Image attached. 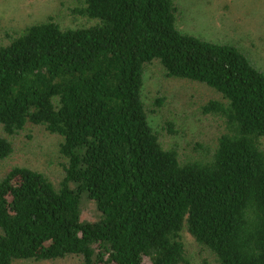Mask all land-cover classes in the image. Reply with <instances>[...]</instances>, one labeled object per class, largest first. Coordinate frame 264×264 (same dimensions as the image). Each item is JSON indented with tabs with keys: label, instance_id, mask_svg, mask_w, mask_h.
I'll list each match as a JSON object with an SVG mask.
<instances>
[{
	"label": "trees",
	"instance_id": "trees-1",
	"mask_svg": "<svg viewBox=\"0 0 264 264\" xmlns=\"http://www.w3.org/2000/svg\"><path fill=\"white\" fill-rule=\"evenodd\" d=\"M74 1L93 24L51 18L0 43V162L30 126L66 160L59 189L28 167L1 178L0 264H190L185 232L219 264H264V71L179 30L174 0ZM155 62L221 97L201 109L222 122L215 146L164 145L143 98ZM84 196L98 221L81 220Z\"/></svg>",
	"mask_w": 264,
	"mask_h": 264
},
{
	"label": "rangeland",
	"instance_id": "rangeland-1",
	"mask_svg": "<svg viewBox=\"0 0 264 264\" xmlns=\"http://www.w3.org/2000/svg\"><path fill=\"white\" fill-rule=\"evenodd\" d=\"M179 9L178 28L184 33L221 44H230L247 53L264 71V0H174ZM74 0H0V43L26 28L54 19L64 29L87 27L94 22L75 13ZM144 102L150 123L166 147L176 145L182 159L198 153L199 147L216 145L223 131L222 122L205 116L202 107L221 97L205 85L169 78L159 63L146 68ZM159 100L163 106H157ZM168 123L175 135H169ZM0 135L3 132L0 128ZM14 154L0 162V180L13 167H28L44 174L59 189L66 162L60 153L62 138L40 127H28L14 139ZM264 148V141H263ZM81 220L100 219L96 206L86 196ZM190 264H219L216 257L201 247L187 232L183 233ZM15 264H80L78 258L57 262L21 261Z\"/></svg>",
	"mask_w": 264,
	"mask_h": 264
}]
</instances>
